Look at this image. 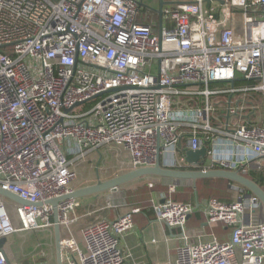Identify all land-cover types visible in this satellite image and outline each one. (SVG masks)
<instances>
[{"label":"built area","instance_id":"built-area-1","mask_svg":"<svg viewBox=\"0 0 264 264\" xmlns=\"http://www.w3.org/2000/svg\"><path fill=\"white\" fill-rule=\"evenodd\" d=\"M157 9L143 0H0V189L29 203L17 206L16 225L0 194V264H19L5 250L11 237L54 228L52 201L71 227L81 205L66 198L76 164L106 145L122 146L133 170H180L186 137V149L208 148L203 170L264 171V0H160ZM241 192L231 203L153 206L180 230L174 264H264V206ZM199 210L231 229L228 242L203 232L192 241L187 222ZM136 212L83 228V245L61 239L63 264H136L121 245Z\"/></svg>","mask_w":264,"mask_h":264},{"label":"crops","instance_id":"crops-1","mask_svg":"<svg viewBox=\"0 0 264 264\" xmlns=\"http://www.w3.org/2000/svg\"><path fill=\"white\" fill-rule=\"evenodd\" d=\"M151 21L152 24L157 23L158 25L155 26V28L159 29L160 17H158L156 20L153 19ZM148 23L151 22L148 21ZM218 115L219 117L226 116L225 107L220 106L218 108ZM252 118L254 119V117ZM223 119H225L226 121V118ZM255 119L256 121L262 120L260 116L255 117ZM231 120L234 121L235 119L231 118ZM186 145H187L186 137H184L181 145L179 146L180 156L184 158H185ZM206 164L204 166H207ZM204 166L195 167L185 162L180 170L192 171L190 170V168H200V167H202L203 170V168H205ZM128 168L131 171L133 170L131 165V157H130V165ZM207 168L211 169L212 167L210 166ZM252 173L254 174L261 173L262 175H264V171H253L247 177L251 179L250 175ZM161 181L164 184L166 183V185L171 184L176 187L181 185L182 183L187 182V181H170L164 179H161ZM151 183L153 182L148 181V185H150ZM229 184L231 185L230 182ZM262 188L264 189V187ZM114 191L115 190L111 192L114 193ZM193 191H194V200H191L190 202H186V201H177L178 196L174 197L173 199L172 195L173 193H175V191L171 192L169 190L167 194L160 191L158 192L151 190V192H149L150 195L147 198L142 199L139 196L138 198H136L135 201L130 200L129 204L125 203L126 208L124 209L120 208L121 206L118 204L114 206L108 204V206L105 207V212L101 219H107L112 221L118 218V216L131 212L132 210H136V209L139 210V212H136L133 215L132 230H130L122 239L121 245L124 252L127 255H129L130 260L136 264H174L177 258L178 248L182 245V241L180 240L179 237L180 230L177 228H169L165 224L159 222L154 213L153 206L161 202L163 199H171L172 201L177 203H192L195 205L202 206L208 199H210V198L199 199V197L197 196V191L196 190ZM236 191H238L240 195L243 193L241 192L240 188H238V190ZM101 194L102 193L93 196L95 197ZM93 196H88L83 199H80V204H81L80 207L82 206L83 209H81V211L78 210L76 212H73L69 215L70 220L74 221L70 228H67L63 225L61 226L62 239H66L69 238L70 236H73L81 245H83V237L81 234L82 229L96 222V221L90 222L87 219V216L89 214L85 213L87 210V205H89L90 203L88 201V198ZM227 203H231V202H227ZM82 210L84 212H82ZM200 232H203L204 238L206 240H209L212 237H216L218 241H220L221 243H225L230 240L231 229L228 226L221 223L208 224L204 214L199 210L189 217L187 222V233L189 236L192 237V241H195L196 236ZM19 235H22L21 238L23 242L27 243L28 245H31L32 253L31 255L29 254L28 258H26L25 256H21V257L13 256L5 246L6 248L5 250L7 252L9 259L17 260L18 261L17 263L19 264H24L26 260L29 261V264H49L50 261L49 259L52 260L51 256L53 255V253H51V249L49 247L51 245L48 244V242L49 240H52L54 244V251L56 257V264H57L54 228L43 231H35V232L31 231V232L19 233ZM13 239L14 236L11 237L8 240V242L10 240L14 241Z\"/></svg>","mask_w":264,"mask_h":264},{"label":"rangeland","instance_id":"rangeland-1","mask_svg":"<svg viewBox=\"0 0 264 264\" xmlns=\"http://www.w3.org/2000/svg\"><path fill=\"white\" fill-rule=\"evenodd\" d=\"M146 5L152 7L154 10H158L160 6V0H143ZM145 15H149L150 20L157 19L159 17L158 14L154 13L153 11L145 8L142 10ZM237 23L239 25L242 24V20L237 18ZM93 103H90L84 109L92 108ZM130 165V155L128 152L119 145L109 144L101 148L99 151L89 154L86 158L82 159L80 162L76 164V170L78 173V181L76 183V188H83L97 184L99 181H107L112 178L118 177L125 173L130 172L131 170L128 168ZM148 181H152L150 185H148ZM214 184L212 183L208 190L213 191V193H218L215 196H208L204 198H216L226 202H234L240 196L238 190V186H231L229 183L227 184ZM171 186L166 183L164 184L161 179L155 177H146L143 179H139L135 182H132L124 187L118 188L112 193L111 191H107L102 193L99 196H93L88 198L90 202L87 205V210L85 213L89 214L87 219L90 222L97 221L102 218L105 212V207L109 205H120V208H126L125 203H130V200L135 201L136 198L139 197V193L136 191L137 189L143 190H154L160 191L163 193L169 192L171 190ZM196 187H192V182L187 181L182 183L179 186H175V193H173L172 198L178 196L177 201H186L190 202L194 200V191ZM219 190V191H218ZM241 190V188H240ZM238 194V195H237ZM198 196V193H197ZM131 198V199H130ZM200 199V198H199ZM127 204V205H128ZM6 205L10 210L12 215V219L16 225H18V216H17V206L20 205L13 200L7 199ZM82 206L79 207L76 211H81ZM82 212H84L82 210ZM260 219H264V214L260 217ZM24 233V232H23ZM22 235L16 234L14 235V241L10 240L6 243V247L11 252L13 256H25L26 258L31 255V245L23 242ZM34 243V242H33ZM48 244L51 246V253H53L52 260L49 259V264H56V257L54 251V244L52 240H49ZM12 261L18 262L17 260L12 259ZM24 264H29V261L26 260Z\"/></svg>","mask_w":264,"mask_h":264},{"label":"water","instance_id":"water-1","mask_svg":"<svg viewBox=\"0 0 264 264\" xmlns=\"http://www.w3.org/2000/svg\"><path fill=\"white\" fill-rule=\"evenodd\" d=\"M223 4V2H221ZM207 7H210V2H207ZM217 18V16H216ZM208 156V148L203 147L201 150L192 151L189 149L185 150V161L195 167L204 165ZM146 177H157L164 180L170 181H190L193 187H196L197 182L203 179H222L231 183L232 186H238L242 190L248 191L250 194L255 195L260 201L261 205L264 206V189L252 179L240 175L238 172H230L222 169H210V170H170L163 168L160 163H157L153 168H139L132 170L128 173L112 178L107 181H99L97 184L76 189L73 194L66 197L74 199H83L88 196L97 195L107 191H113L123 186H126L132 182ZM0 194L14 202L28 206L29 203L22 200L18 196L9 192L2 191ZM59 200L52 201L51 204L55 208L54 214V231H55V246L57 264H63V247L61 245V224L59 221V214L57 212V204Z\"/></svg>","mask_w":264,"mask_h":264},{"label":"trees","instance_id":"trees-1","mask_svg":"<svg viewBox=\"0 0 264 264\" xmlns=\"http://www.w3.org/2000/svg\"><path fill=\"white\" fill-rule=\"evenodd\" d=\"M190 170H202V167L200 168H190ZM251 179L253 181H255L257 184H259L261 187H264V175L260 174H254L252 173L250 175ZM169 182V181H168ZM198 186H197V193H198V197L200 199L204 198V197H208V196H215L218 193H213V191L208 190L207 188L211 186L212 183L214 184H226V186H228L227 184L229 183L228 181L222 180V179H203V180H199L198 182ZM139 193V196L142 199L147 198L151 192V190H143V189H138L136 190ZM176 191V190H175ZM219 191V190H218Z\"/></svg>","mask_w":264,"mask_h":264},{"label":"bare ground","instance_id":"bare-ground-1","mask_svg":"<svg viewBox=\"0 0 264 264\" xmlns=\"http://www.w3.org/2000/svg\"><path fill=\"white\" fill-rule=\"evenodd\" d=\"M63 262L65 263V256H63Z\"/></svg>","mask_w":264,"mask_h":264}]
</instances>
